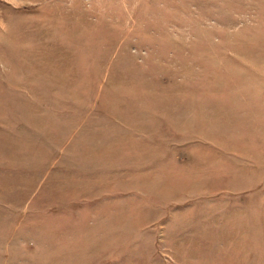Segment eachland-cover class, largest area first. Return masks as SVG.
I'll list each match as a JSON object with an SVG mask.
<instances>
[{
  "label": "rangeland",
  "instance_id": "rangeland-1",
  "mask_svg": "<svg viewBox=\"0 0 264 264\" xmlns=\"http://www.w3.org/2000/svg\"><path fill=\"white\" fill-rule=\"evenodd\" d=\"M254 147L264 0H0V264H264Z\"/></svg>",
  "mask_w": 264,
  "mask_h": 264
},
{
  "label": "crops",
  "instance_id": "crops-1",
  "mask_svg": "<svg viewBox=\"0 0 264 264\" xmlns=\"http://www.w3.org/2000/svg\"><path fill=\"white\" fill-rule=\"evenodd\" d=\"M256 148V147H254ZM247 147H231L228 152H233L237 156L246 157V154L241 153V151H246ZM264 147L256 148V150H262ZM251 159L250 156H247ZM247 159V158H246ZM263 162L261 166H263ZM264 185V178L260 176L250 177V179H240L232 184L229 183L225 186L218 187L214 189L211 193L214 197H211L213 201L218 199L222 194H229L233 200L232 203H228L224 207H232L234 210H238L239 213L236 214L235 221H231L236 225L245 226V231L250 232L253 230L250 217L252 215L262 216V220L259 223L258 230L263 228L264 230V205L261 206V201L264 199V191H262ZM219 194V195H218ZM219 202H216L218 204ZM214 204V203H213ZM242 214V215H241Z\"/></svg>",
  "mask_w": 264,
  "mask_h": 264
}]
</instances>
